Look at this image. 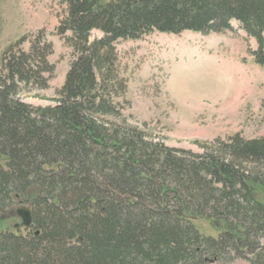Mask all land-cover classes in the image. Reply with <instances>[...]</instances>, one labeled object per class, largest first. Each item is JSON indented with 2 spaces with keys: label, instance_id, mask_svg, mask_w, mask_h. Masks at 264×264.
Masks as SVG:
<instances>
[{
  "label": "trees",
  "instance_id": "trees-1",
  "mask_svg": "<svg viewBox=\"0 0 264 264\" xmlns=\"http://www.w3.org/2000/svg\"><path fill=\"white\" fill-rule=\"evenodd\" d=\"M64 6L56 32L71 60L53 106L23 100L48 89L51 43L37 37L24 50V38L0 58V264H264V137L217 139L200 155L154 143L119 121L116 49L154 32L220 34L236 22L264 66V0ZM200 221L217 236L201 233Z\"/></svg>",
  "mask_w": 264,
  "mask_h": 264
},
{
  "label": "rangeland",
  "instance_id": "rangeland-1",
  "mask_svg": "<svg viewBox=\"0 0 264 264\" xmlns=\"http://www.w3.org/2000/svg\"><path fill=\"white\" fill-rule=\"evenodd\" d=\"M64 9V0H0V58L24 38V50L37 37L52 45L55 73L48 89L23 97L33 107L54 105L69 68L71 49L56 32ZM231 27L221 34L154 32L118 42L117 71L125 84L117 98L119 121L144 131L154 143L198 155L217 139L263 138L264 66L249 53L256 41L238 23ZM100 36L94 32L92 40ZM197 225L205 235L218 234L205 222Z\"/></svg>",
  "mask_w": 264,
  "mask_h": 264
},
{
  "label": "water",
  "instance_id": "water-1",
  "mask_svg": "<svg viewBox=\"0 0 264 264\" xmlns=\"http://www.w3.org/2000/svg\"><path fill=\"white\" fill-rule=\"evenodd\" d=\"M17 213L22 219L23 225L29 227L32 223L31 211L28 208H21Z\"/></svg>",
  "mask_w": 264,
  "mask_h": 264
},
{
  "label": "bare ground",
  "instance_id": "bare-ground-1",
  "mask_svg": "<svg viewBox=\"0 0 264 264\" xmlns=\"http://www.w3.org/2000/svg\"><path fill=\"white\" fill-rule=\"evenodd\" d=\"M224 72H225V73H227V71H226V70H225ZM230 77H231V76H230ZM232 82H233V78L231 77V83H232Z\"/></svg>",
  "mask_w": 264,
  "mask_h": 264
}]
</instances>
